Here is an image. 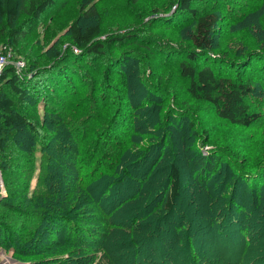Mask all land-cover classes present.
<instances>
[{
    "label": "trees",
    "instance_id": "obj_1",
    "mask_svg": "<svg viewBox=\"0 0 264 264\" xmlns=\"http://www.w3.org/2000/svg\"><path fill=\"white\" fill-rule=\"evenodd\" d=\"M138 1L129 0V5L116 9L119 21L137 20L134 3ZM195 1L152 0L150 13L154 17L163 15L161 20H169L184 15L192 26L188 44L195 50L185 51L184 57L174 63L178 74L174 82L186 80L185 91L190 97L212 105L218 117L230 124L257 127L258 134L248 144L239 145L240 149L224 145L206 155H197L192 162L197 169L196 185L183 199L179 158L187 147L181 143L174 149L169 133L171 112L165 101L156 107L151 99L143 102L134 98L137 61L141 57L149 65L154 51H146V56L124 52L122 61L110 66L100 78L92 79L83 70V86L77 89V83L72 85V94L63 100L61 111L44 103V125L50 129L39 130L15 108H20L29 97L48 96L44 88H34L32 77L36 76L30 70L53 73L64 58L80 53L89 58L106 56L108 41L125 44L138 33H115L108 41L102 40L101 12L95 5L87 9L84 5L82 16L88 22L83 25L76 19L71 22L68 28L71 41L66 43L64 52L53 50L48 64L29 65L26 57L16 50L20 37L45 14L63 8L65 2L0 0V42L5 41L3 46L12 48L13 60L25 62L21 72L14 64H8L0 73V171L7 187L15 160L5 156L14 132H34L38 137L26 159L29 175L32 166L38 165V184L32 192L26 184L24 210L1 202L20 214L17 217L22 220L21 234L13 223L0 224V231L7 240L10 236L12 242L4 245L23 264H157L154 257L159 253V257L168 261L164 264H177L181 254L191 256L192 264H228L226 260L222 263L196 253L193 236L206 229L216 236L219 246L222 240L230 243L232 238L240 250L237 262L232 264H264V111L255 110L251 104L257 92L252 76L233 78L215 70L218 64L211 56L225 57L214 52V30L222 22V15L218 9L195 7ZM233 3L221 12L234 31L244 35L227 37L221 47L230 57L227 58L232 69L228 68L235 72L236 58L255 61L264 54L256 49L241 54L243 50L230 48L238 42L264 44V0H247L235 6ZM170 13L173 14L168 16ZM140 19L144 17L140 15ZM177 46L178 51L183 50ZM202 59L204 62L198 65ZM163 64L166 61L160 69L169 67ZM147 69L153 71L150 65ZM150 77L159 83L162 79V75L152 72ZM52 90L58 98L61 93L66 94L58 83ZM159 129H163L160 137L154 133ZM193 137L202 138L203 145L213 139L208 130L196 131L190 136ZM37 145L39 151H35ZM36 152L41 155L37 161ZM24 171L25 168L21 173ZM13 227L20 238L11 234ZM45 253H50L49 257L34 262L25 260Z\"/></svg>",
    "mask_w": 264,
    "mask_h": 264
},
{
    "label": "rangeland",
    "instance_id": "obj_2",
    "mask_svg": "<svg viewBox=\"0 0 264 264\" xmlns=\"http://www.w3.org/2000/svg\"><path fill=\"white\" fill-rule=\"evenodd\" d=\"M247 0H196L194 6L200 7L203 10L218 9L222 15V22L214 30L215 39V51L216 53H221L224 58H215L218 65L213 66L216 71L222 75H231L233 78L245 79L247 77L253 78L252 81L257 89L253 98V107L255 110L264 111V54L256 57L255 61L246 60L245 58L235 59V65L237 66V71L232 72L228 67L232 69L230 64L231 61L228 60L224 48L221 47L222 43L226 41L227 37H232L234 35L243 36L244 32L234 31L232 25L228 24L226 17L223 16L222 12L226 11L230 2L244 3ZM61 3L65 2V6L61 9H54L51 13L45 14L42 19L36 23L32 28H29L26 34L20 37L19 46L16 48L18 54L20 53L26 57L29 65L37 63L41 65L42 63L51 60L49 55L53 50L63 51L64 48L68 47L67 42L71 41L69 36L68 28L73 20H78L80 24H86L88 21L82 16L83 6L86 9L91 5L98 7L101 15L103 17V35L102 40L110 39L117 34H128L133 31L137 32V36L133 37L131 40H127L126 43H108L106 44V56H90L80 53L77 56L66 57L62 61L59 67H54L53 73L51 71L45 72L41 69V72L35 70L32 71L36 77L33 82L34 88H39L41 90L44 88L46 90L45 95H37L34 98H27L22 105L16 106L17 110L23 114L27 120L33 123L39 130L50 129L44 125V120L46 118V113L44 111V103L48 102L54 106L55 111H61L62 105H64L63 100L67 99L69 95L72 94L71 87L73 84L77 83V89L82 87V75L83 70L90 74L92 79L100 78L102 74H105L106 70L119 63L121 60V55L124 52L135 51L140 52L146 56V51H154L151 54L150 66L153 71L152 74L160 76V83L150 77L151 72L147 68L149 65L140 57L136 70L138 74L134 75V95L135 99H142L143 102L151 99L154 106H159L161 102L164 103L166 109L171 112L170 121L172 122L169 133L173 139L174 149L177 148L181 143L186 145L187 149H182L181 158L179 166L182 172V183H183V199L186 197V193L193 192L195 187L194 178L197 174V169L193 166L192 162L198 157L197 155H206L210 150H218L220 146L233 145L234 148L240 149L239 145L248 144L250 138L253 140L258 134L256 131L258 128H245L239 125L230 124L228 121L218 117L215 108L208 103H202L200 101L194 100L185 91V85L187 86V81L181 80L175 83V77L178 76L174 69V63L184 57L185 51H193L195 49L191 48L188 44L189 33L192 30V26L188 18L183 17L184 15H176L169 20H161L164 18L163 15L154 17L150 13L153 7L152 0H139L134 3V9L138 14L137 20L126 19L119 21L120 19L116 15V9L120 10L123 6L130 4L129 0H60ZM167 7H164L166 9ZM222 11V12H221ZM120 11H117V14ZM174 13V12H173ZM170 13L168 16H171ZM140 15L144 19H140ZM157 18V19H156ZM160 19V20H159ZM143 20V22H142ZM159 20V21H157ZM170 20H173L172 22ZM134 25V27H133ZM119 30V31H118ZM241 36V38H242ZM115 38H113L114 40ZM5 40V39H3ZM159 48H157V44ZM5 41L0 42V50L5 47ZM148 47L145 48L144 46ZM165 45H168L164 47ZM183 47L182 51H178V46ZM221 47V48H220ZM259 47V48H258ZM231 50H243L241 54L248 53L250 50L256 49V51L264 52V44L255 45L251 43L243 44L238 42L236 45L230 47ZM78 51V49H74ZM161 51V53L155 52ZM64 52V51H63ZM148 53V52H147ZM220 55V54H218ZM217 55V56H218ZM123 57V56H122ZM244 57V56H243ZM230 58V57H229ZM255 59V58H254ZM169 66L167 69H160V66ZM204 60H199L198 65L202 64ZM55 64H53L54 66ZM40 67V66H39ZM107 74V73H106ZM58 83L62 85L66 91V94L56 97L53 95V85ZM146 93V96H140ZM50 95H52L50 98ZM85 95V94H84ZM83 96V95H82ZM81 96V97H82ZM51 101V99H53ZM141 97V98H140ZM138 103H141L140 101ZM135 105V104H134ZM137 105V104H136ZM137 113V112H136ZM53 121H58L57 117H49ZM143 120H141L142 122ZM59 124V122H58ZM165 124H161V127ZM148 130V129H147ZM208 130L211 136H213L212 141L208 145L202 144V138L192 139L190 136L196 131ZM158 137L163 133V129H159L154 132ZM145 134V133H144ZM13 139L9 142L7 147V154L5 159H14L15 161L11 164L10 180L8 187L5 184L3 174L0 171V224L9 225L13 223L18 226V230H22V220H18L17 212L6 208L1 205V202L14 204L18 207V210H24V199L26 197L23 192L26 184L30 185L29 192H32L38 184V165L32 166L31 173H27V166L29 167L26 159L29 158V149H32L33 143L38 141V137L34 132L23 131V133L13 134ZM191 139V140H190ZM145 143H148L144 140ZM238 143V144H235ZM40 147L37 145L35 151H39ZM220 152V151H219ZM218 152V153H219ZM220 155V154H219ZM35 161L40 160L41 155L39 152L34 154ZM227 157V156H226ZM225 157V158H226ZM227 159V158H226ZM229 160V159H227ZM224 162H222L223 164ZM25 171L21 173L22 169ZM200 219H203L202 217ZM66 225V224H65ZM15 226V227H16ZM12 228L11 234L16 237L19 234L18 231ZM71 230V226H68V231ZM82 233V232H80ZM83 235V234H82ZM194 246L197 248L196 253L203 258H213L214 260L224 262L226 260L228 264L237 262L240 255V250L234 246L232 238L230 243L222 242V246L217 244L216 236L212 235L208 229L202 233H197V236H193ZM193 241V240H192ZM206 241L207 246H203ZM10 243L12 240H7L4 232L0 231V264H23L22 260L18 258L12 251L8 250V245L5 243ZM233 242V243H232ZM50 245V244H49ZM49 247V246H48ZM203 247V248H202ZM206 247V248H205ZM201 249H206L200 252ZM199 250V252H198ZM146 249L144 248V252ZM186 254L188 251L185 250ZM195 252L194 250H192ZM160 254V253H159ZM154 257L157 264H164L168 261L164 256ZM50 253L42 254L36 258L25 259L29 261H39L49 257ZM180 260L177 264H192L191 256L181 254L179 256ZM21 260V261H20ZM151 264H155L151 262Z\"/></svg>",
    "mask_w": 264,
    "mask_h": 264
},
{
    "label": "built area",
    "instance_id": "obj_3",
    "mask_svg": "<svg viewBox=\"0 0 264 264\" xmlns=\"http://www.w3.org/2000/svg\"><path fill=\"white\" fill-rule=\"evenodd\" d=\"M77 52V51H76ZM8 64H14L18 72H21L25 68V62L22 60H13V50L12 48H4L0 50V73L4 67Z\"/></svg>",
    "mask_w": 264,
    "mask_h": 264
}]
</instances>
